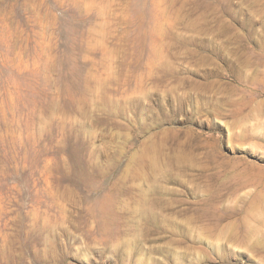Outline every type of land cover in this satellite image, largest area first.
I'll return each instance as SVG.
<instances>
[{
    "label": "rangeland",
    "instance_id": "1",
    "mask_svg": "<svg viewBox=\"0 0 264 264\" xmlns=\"http://www.w3.org/2000/svg\"><path fill=\"white\" fill-rule=\"evenodd\" d=\"M0 264H264V0H0Z\"/></svg>",
    "mask_w": 264,
    "mask_h": 264
}]
</instances>
